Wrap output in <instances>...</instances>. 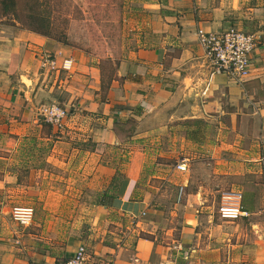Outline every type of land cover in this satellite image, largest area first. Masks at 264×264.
Masks as SVG:
<instances>
[{
    "label": "crops",
    "instance_id": "1",
    "mask_svg": "<svg viewBox=\"0 0 264 264\" xmlns=\"http://www.w3.org/2000/svg\"><path fill=\"white\" fill-rule=\"evenodd\" d=\"M140 4L150 24L108 78L83 52L0 19V264H54L79 245L107 264H264V0ZM226 27L258 36L242 84L211 74L197 41V28ZM45 55L58 66L71 58L70 70L42 68ZM52 103L71 112L63 128L38 114ZM181 121L197 124L186 128L184 141L196 152L174 164L156 162L149 151L163 143L154 144L153 135L176 131ZM208 121L216 123L214 140L205 138ZM12 150L20 157L17 172L3 168L11 165L4 151ZM182 161L185 172L175 169ZM25 166L29 176L21 177ZM48 168L62 171L54 176ZM23 179L35 183L30 194L46 197L68 194L52 188L53 180L85 182L76 190L80 200L67 207L78 222L37 221L39 211H56L49 201L31 207L30 225L11 221L17 205L8 199L24 191ZM226 192L241 193L246 215L219 218L216 195ZM164 194L179 219L176 236L161 244L143 236L154 235L155 197Z\"/></svg>",
    "mask_w": 264,
    "mask_h": 264
},
{
    "label": "rangeland",
    "instance_id": "2",
    "mask_svg": "<svg viewBox=\"0 0 264 264\" xmlns=\"http://www.w3.org/2000/svg\"><path fill=\"white\" fill-rule=\"evenodd\" d=\"M39 1L42 3V9L46 10L45 15L49 16V20L51 21L52 25H50V27L52 36H58L61 38L60 40L64 45L79 50L83 52L84 55L95 60V62H97L103 69V74L106 78L113 74L118 60L122 59L126 55L127 48L133 46L136 40L140 37L141 30H145L148 27L146 24H150L149 16H147V13L144 12V9L140 4L141 0ZM208 122L210 130L205 132V138L214 140L218 133L214 131L215 128L213 129L212 126H215L216 123L215 121ZM178 125L179 126L175 127L176 131L172 129V131H166L164 135H153V138H156V140L153 141L154 144L163 143L157 148L154 147V149L149 151L150 155L153 157V160L156 162L174 164L176 160L180 158V156L196 152L194 149H188L184 141L187 139L185 132L186 128H195L197 124L189 121H181V123ZM166 141L171 143V148L167 146V143H164ZM173 142H176V146H173ZM16 151L17 150H12L9 152L4 151L3 155L7 154L6 157L11 159V161H8L11 162V165L7 167L3 166V168L8 169L5 171L17 172V169L19 170V168H17V162H19L20 157H18ZM41 158L42 155L35 163L40 164ZM44 159L45 155L43 156V160ZM21 160H23V158ZM25 168L27 171H19L22 173V175L19 176H29L28 174L25 175V173L29 172L30 168L26 166ZM47 171L53 173L54 176H56L58 174L60 175L62 170L57 168H51L49 170L48 168ZM75 171L76 170L74 168V172ZM159 182V180H154L155 184ZM20 183L21 186H23L24 191L22 193H16L17 196L13 195L8 199L14 201V203H12L13 205L29 206L35 209L37 206L41 207V203L49 201V203L55 204L54 208H56V211L47 214L48 216H45L46 214L39 211V213H37V221L51 219L54 222H59V224L61 220L69 221L70 223L75 224L78 222L79 214H77V212L72 213V211H68L67 207L70 205L71 210L73 204L80 200V198L76 196V190H84L83 188L85 187V182H78V180L63 182L60 179L51 181L52 188L68 190V194H66L65 197H62L61 195L54 197L56 193L51 195L52 197L41 196L40 194L33 195L28 192L30 191L31 183L33 182L23 179ZM46 183L47 182L41 183L40 181L39 184H37V189L44 191V189L47 187ZM149 183H152V181ZM250 183L253 185L256 182ZM33 185H35V183H33ZM142 185L147 186V180L142 182ZM160 185L163 184L160 183ZM152 190L155 191L156 189ZM162 191H164V189H162ZM69 192L72 194H69ZM216 197L219 199L218 202L216 201V206L218 208L221 203L222 194L219 193L216 195ZM155 202L156 207L154 208L157 211L152 213V220L156 223V226L154 227V235L147 236L157 243H170L171 239L176 236L175 231H177L176 227H178L177 221L179 219V215L172 214L173 205L170 196H165V194L164 196H160V198L156 196ZM62 209H65V211L61 212ZM8 216L12 221L11 211ZM167 231L172 232L171 234H167Z\"/></svg>",
    "mask_w": 264,
    "mask_h": 264
},
{
    "label": "built area",
    "instance_id": "3",
    "mask_svg": "<svg viewBox=\"0 0 264 264\" xmlns=\"http://www.w3.org/2000/svg\"><path fill=\"white\" fill-rule=\"evenodd\" d=\"M197 41L203 50V57L207 62L211 74H225L237 84H242L252 70L251 54L257 48L258 36L255 33L243 32L235 27L220 28L216 31H206L202 28L196 30ZM73 60L62 61L58 66L54 56L45 55L41 60V67L48 71H69ZM204 94V93H203ZM41 120L56 129L63 128L70 118L69 109L59 104L52 103L42 106L38 110ZM180 172L187 170L182 161L175 165ZM182 188H179L176 200L182 197ZM242 195L240 192H226L222 195L217 214L224 221H235L246 215L241 206ZM34 211L29 206H14L11 210L13 222L20 226L30 225ZM54 264H107L100 259L91 257L85 246L79 245L75 253Z\"/></svg>",
    "mask_w": 264,
    "mask_h": 264
},
{
    "label": "trees",
    "instance_id": "4",
    "mask_svg": "<svg viewBox=\"0 0 264 264\" xmlns=\"http://www.w3.org/2000/svg\"><path fill=\"white\" fill-rule=\"evenodd\" d=\"M42 8L39 0H0V19L6 17L19 23L21 27L42 35L52 36L51 21L49 16L45 15L46 10ZM53 37L61 42L58 36ZM143 237L148 238V236Z\"/></svg>",
    "mask_w": 264,
    "mask_h": 264
}]
</instances>
